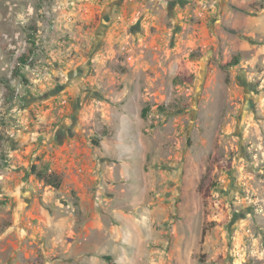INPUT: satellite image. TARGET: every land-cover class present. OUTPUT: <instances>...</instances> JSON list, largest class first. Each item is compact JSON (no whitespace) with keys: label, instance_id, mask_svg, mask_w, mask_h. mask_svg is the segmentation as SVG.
I'll use <instances>...</instances> for the list:
<instances>
[{"label":"rangeland","instance_id":"374dc122","mask_svg":"<svg viewBox=\"0 0 264 264\" xmlns=\"http://www.w3.org/2000/svg\"><path fill=\"white\" fill-rule=\"evenodd\" d=\"M124 1L0 0V264L51 252L32 166L114 134L156 208L110 263L264 264V0H159L145 29Z\"/></svg>","mask_w":264,"mask_h":264},{"label":"crops","instance_id":"0c3cea01","mask_svg":"<svg viewBox=\"0 0 264 264\" xmlns=\"http://www.w3.org/2000/svg\"><path fill=\"white\" fill-rule=\"evenodd\" d=\"M143 1L147 0H125L130 12L124 13L123 8L114 13L119 19L123 17L124 22L139 19L144 29L152 22L162 23L159 9L163 2L155 0L158 6L142 11L139 9ZM175 1L184 0H172V4ZM172 10L174 19L180 23L184 9L179 11L177 5ZM126 143L124 134L105 135L90 155L76 152L60 158L58 154L52 158V166L64 175L61 187H44L38 180L39 188L28 191L32 194L30 198L39 189L42 191V203L36 201L38 221L32 223L36 224L34 237L44 244V249L51 250L50 253L43 250L47 264H100L103 261L112 264L111 260L128 256L130 241L144 239L141 217H147L145 211L155 209L156 204L152 207L148 204L147 175L140 169L137 176L119 173L125 172L127 160L135 166L134 162L138 163L140 157L125 152ZM137 166L139 168V164ZM15 260L14 255L11 261Z\"/></svg>","mask_w":264,"mask_h":264},{"label":"trees","instance_id":"16d2710c","mask_svg":"<svg viewBox=\"0 0 264 264\" xmlns=\"http://www.w3.org/2000/svg\"><path fill=\"white\" fill-rule=\"evenodd\" d=\"M24 64L29 63V54H25L23 58H21ZM234 64V63H233ZM175 81L178 80L176 77L174 79ZM23 81L25 82V78H23ZM162 108V107H161ZM149 108L144 107L142 109V116H146ZM50 164H43L42 166H37V164H34L31 168V173L36 176V178L43 182L45 185L54 188V189H59L62 184V177L60 173L56 171L50 170Z\"/></svg>","mask_w":264,"mask_h":264}]
</instances>
